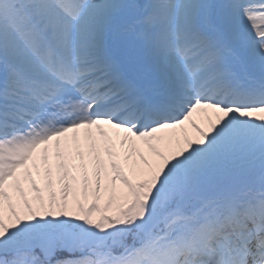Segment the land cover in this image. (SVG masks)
<instances>
[{"label":"snow or ice","instance_id":"1","mask_svg":"<svg viewBox=\"0 0 264 264\" xmlns=\"http://www.w3.org/2000/svg\"><path fill=\"white\" fill-rule=\"evenodd\" d=\"M0 264H264V0H0Z\"/></svg>","mask_w":264,"mask_h":264},{"label":"rangeland","instance_id":"2","mask_svg":"<svg viewBox=\"0 0 264 264\" xmlns=\"http://www.w3.org/2000/svg\"><path fill=\"white\" fill-rule=\"evenodd\" d=\"M211 115H212V113L209 112L208 116H211ZM193 119H194V120L196 121V123L199 124L201 127H206L207 120H206V117H205L204 115L197 114V115H195V116L193 117ZM184 127L188 129L190 135H193V136L195 135V133L192 132L191 128H190L188 125H185ZM175 131H176L177 134H179V132H180L179 129H177V130H175ZM69 135H71V134H69ZM113 139L115 140V139H116V136H113ZM42 147H43V146H42ZM140 147L143 148L142 145H141ZM39 151H40V150L38 149L37 152H39ZM145 151H146V149H145ZM83 152H84V151H83ZM84 153H85V152H84ZM90 160H91L90 156H89L88 154L85 153V156H84V160H83V162H84L85 164L88 165V173H89V176H90V178H91V176H92V170H93V169H92V163H91ZM101 160H102L103 162H105V163L108 162V157H107V155H106L105 153H104L103 155H101ZM70 163H71V164L78 165V164L81 163V160L76 159V158L73 156V158H72V160H71ZM31 164H32V161H29V167H31ZM70 170L73 172V174L79 175V172H78L77 170H74V169H70ZM126 170H127V169H126ZM20 171H23V170L21 169ZM42 171H43V168L41 169V173H42ZM102 175H103V173H102ZM33 176H34V178L36 179L37 183L42 187V186H43V177H42V174H41V175H36L35 172H33ZM52 178H53L54 186L58 189L59 185L56 184L57 176H56V172H55V170H53V177H52ZM137 178H138V177H133L134 180L137 179ZM105 183H106V181L102 180V185H101V200H100V204H101V206H103V204L106 202L107 197H108V195H109V193H107V192L104 191V184H105ZM23 187L25 188L26 191L29 190V186H28L27 182H24V183H23ZM115 188H116L117 196H119V195L121 194V192L123 191L122 186L119 184V182H117ZM119 191H120V192H119ZM31 196H32V193L29 191V197L31 198ZM88 203H91V194L89 195V199H88L87 201H85V204H86V205H87ZM115 209H116V204L113 205L112 211H115Z\"/></svg>","mask_w":264,"mask_h":264},{"label":"bare ground","instance_id":"3","mask_svg":"<svg viewBox=\"0 0 264 264\" xmlns=\"http://www.w3.org/2000/svg\"><path fill=\"white\" fill-rule=\"evenodd\" d=\"M209 114V113H208ZM195 121V120H194ZM196 122V121H195ZM105 130L109 133L110 136H116V132L114 129H111V128H108L106 127ZM80 133H81V151H84L86 154H88V150L87 148L84 146V141H83V130H80ZM104 153L101 152V155H103ZM73 156L76 158V159H79L80 160V157L79 156H76L75 153H73ZM91 160H92V157H90ZM90 160V161H91ZM23 170V169H22ZM120 192V191H119Z\"/></svg>","mask_w":264,"mask_h":264}]
</instances>
